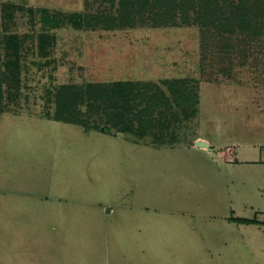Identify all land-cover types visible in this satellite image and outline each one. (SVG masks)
<instances>
[{
	"label": "rangeland",
	"instance_id": "1",
	"mask_svg": "<svg viewBox=\"0 0 264 264\" xmlns=\"http://www.w3.org/2000/svg\"><path fill=\"white\" fill-rule=\"evenodd\" d=\"M155 1L0 0V264H264V27ZM125 79L169 97L143 133L55 118L60 84Z\"/></svg>",
	"mask_w": 264,
	"mask_h": 264
},
{
	"label": "trees",
	"instance_id": "2",
	"mask_svg": "<svg viewBox=\"0 0 264 264\" xmlns=\"http://www.w3.org/2000/svg\"><path fill=\"white\" fill-rule=\"evenodd\" d=\"M232 10L230 11L227 29L234 31L235 22H240L239 27L246 34L258 33L259 28L264 27V2L256 0L259 7L247 4V0H226ZM219 0H156L155 5L158 8L164 7L163 13L166 15L162 19L163 23H190V11L198 8L194 20L199 18H210L213 13L222 14V8ZM154 7V6H152ZM151 7V8H152ZM235 9V10H234ZM196 11V10H195ZM263 18L257 25L250 27L251 21L258 17ZM178 18V20H177ZM193 20V21H194ZM0 73H3L0 71ZM4 78H0L2 81ZM166 87L173 96V102L176 105L194 106L197 101V92L194 87L184 83L183 79H171L164 81ZM154 93L149 94L150 85L132 80H113L110 82H85L82 84H60L56 90V108L54 116L67 122H73L85 125L88 123V115L81 114L78 108L80 104H85L92 113L93 110L99 115L104 112L105 119L92 124V127L101 131H109L114 126L120 130L134 129L133 122L136 120L135 129L143 133L148 127L154 109L159 104L170 105L169 97L160 87H156ZM0 87V110L2 109ZM92 110V111H91ZM127 117L126 121H123ZM102 118V117H101ZM118 118L120 120H118ZM135 119V120H134ZM243 222H258L256 218H237Z\"/></svg>",
	"mask_w": 264,
	"mask_h": 264
},
{
	"label": "water",
	"instance_id": "3",
	"mask_svg": "<svg viewBox=\"0 0 264 264\" xmlns=\"http://www.w3.org/2000/svg\"><path fill=\"white\" fill-rule=\"evenodd\" d=\"M195 143L197 146H205V147L209 146V143L203 139L196 140Z\"/></svg>",
	"mask_w": 264,
	"mask_h": 264
},
{
	"label": "crops",
	"instance_id": "4",
	"mask_svg": "<svg viewBox=\"0 0 264 264\" xmlns=\"http://www.w3.org/2000/svg\"><path fill=\"white\" fill-rule=\"evenodd\" d=\"M196 140H199V139H196ZM196 140H195V141H196ZM201 147H202V146H201Z\"/></svg>",
	"mask_w": 264,
	"mask_h": 264
}]
</instances>
